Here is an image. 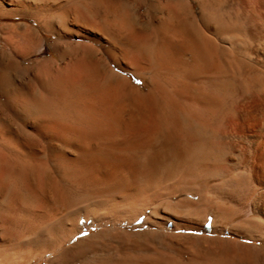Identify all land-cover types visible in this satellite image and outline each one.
<instances>
[{
	"label": "bare ground",
	"instance_id": "bare-ground-1",
	"mask_svg": "<svg viewBox=\"0 0 264 264\" xmlns=\"http://www.w3.org/2000/svg\"><path fill=\"white\" fill-rule=\"evenodd\" d=\"M91 1L95 17L103 13L100 22L87 23L85 11L71 6L58 16L63 34L77 38L83 49L102 50L142 86L117 76L111 89L109 85L101 91L104 80L86 61L87 55L66 62L55 52L52 60L18 71L50 74L73 89L72 97L52 93V105H41L3 90L6 103L36 116L31 121L34 130L42 129L41 137L50 141L64 164L61 180L102 186L91 190L85 207L74 210L60 203V197L71 196V189L54 186L57 198L50 201L56 212L41 229L45 231L31 239L38 246L25 261L59 251L80 255L78 247H63L82 232V218H144L155 230L170 228V238L152 244L144 235L138 241L125 236L118 247L102 249L106 258L100 264H264V0H160L162 16L149 33L131 16L119 17L113 0ZM63 6L0 0V15L23 14L45 24L42 13ZM17 32L27 42L23 56H36L35 35L27 29ZM9 45L13 63L21 49ZM79 86H88L90 96L97 94L83 102L82 93L74 89ZM12 136H0L7 144L0 151V198L8 176L23 187L35 178L31 166L16 169L11 163L37 160L34 145L19 146ZM60 145L84 154L68 157L69 151L58 152ZM39 172L43 190L52 191L47 174ZM62 224L68 236L51 239L50 230ZM182 231L202 232L213 243L186 242L180 238ZM225 233L236 239L225 240Z\"/></svg>",
	"mask_w": 264,
	"mask_h": 264
},
{
	"label": "rangeland",
	"instance_id": "rangeland-1",
	"mask_svg": "<svg viewBox=\"0 0 264 264\" xmlns=\"http://www.w3.org/2000/svg\"><path fill=\"white\" fill-rule=\"evenodd\" d=\"M44 1H48L49 3L53 4L61 3V6H65L57 9L59 10H56L57 12H47V10L44 11L42 16L46 21H44L45 24L40 23L37 19L23 14H17L14 16L0 15V76H2L5 80L4 86L2 87L0 85V136H2V134H6L7 136L13 135L11 138L14 143H18L19 146H28L30 144L34 145V148L37 151L36 152L33 150V152L37 153H34L37 160L34 159L32 162L30 161V165L27 163L28 161L26 163L24 161L17 163L11 162L13 163L12 167L16 169L24 168L27 170L31 169L29 168V166H31L34 171L35 178H33L32 183L25 185L24 187L18 184L12 175L8 176L6 179L7 189L3 194L4 198L3 196L0 198V264H50V261H53L52 263L54 264H100V259L106 258L102 249L109 248V246L114 248L118 247L119 240L123 239L125 236L138 241V239H141L144 235V237L149 238L151 243L154 244L159 242L160 239H169L171 230L170 228H166L165 230H155L151 225L144 224V218H140L135 222H114L112 220L94 222V219L92 220V218L89 220L82 218L80 221V226L83 227L82 232L77 234L72 240L69 241V243L66 244V246L63 247L64 250L70 251H75L76 247H78V249L82 250L80 255L75 256V252L63 254L62 251H59L49 258H45L43 260L39 258H33L26 262V257L31 256L38 246V243L35 244L33 241L31 242V239L37 236L40 232L42 233L45 231L41 229L46 227V223L48 224L49 219H52L56 212L52 203L53 200L55 201V198H57V193L54 191V186L58 187V185H61V188L69 187V189H71V196H65L63 198L59 196L61 199L60 203L70 210L81 208L83 205L85 207V198H87L91 190L99 191L102 186L98 183L97 184L99 186H90L86 184L83 186L77 183H74L77 185H71L70 183L65 182V180H61V177L63 178L62 173L64 164L61 162V158L56 157L54 149L50 147V141L41 137L40 134L42 129L37 128L36 131L34 130L35 128L34 125L31 124V121L35 120L36 116L27 115L22 108L17 107L14 105V103H6V98L3 96V90L6 93L8 92L14 94V96L17 98L20 97V99H22V97H27L31 103L33 101L34 103L41 105L44 103L52 105L50 102L51 99H49L48 96L51 95L54 97L55 93H61L66 98L72 97L73 89L65 86L61 80L50 74L48 76L45 72L31 73L30 75H23L22 73H19V71L22 69L34 68L35 62L52 60L54 57H56L57 53L55 52L60 53L66 62L68 59L75 57L79 58L81 56L87 55L86 58L88 59H86V61H90L89 63L93 65V69H96L97 74L101 76V79L104 80L102 82L103 84L101 87H103V89H101V91L106 87L107 88L105 90H109L108 87L110 86L111 89L114 82L112 79L117 78V76L127 78L129 83L134 86H142V83L137 77H135V75H133V73L123 71L114 66L102 50L97 48L83 49L77 45V38H72V36H66L63 34V29L60 25L62 24V19H58V16L71 9V6L78 9L80 6V10L85 11L86 17L84 20H86L87 23L96 24L100 22L103 13L100 12V15L95 17L94 13L96 6L93 5L91 0ZM112 3L116 5L119 17L131 16L132 21H134L138 28L145 33H149L155 20H157L159 17L161 18L162 16L161 11L159 10L161 6L160 0H113ZM44 4L48 5V3ZM4 11L6 12L7 10ZM53 13L57 16L55 17L54 15L52 17L51 15ZM5 27L11 28V31L9 32ZM69 28H71V26H69ZM22 29H27L31 34L35 35V40L38 42L36 56L32 58H26L23 56V53L27 51V42L25 38H23V36L17 32L18 30L20 31ZM10 42L16 43L18 45V49H21V52L17 51L18 55H15V57L12 59L13 63L10 61V57L12 56L11 51H13L9 45ZM130 58L131 55H128V59ZM61 66L64 65H62L60 62V68H62ZM103 71L104 73L102 74ZM137 80L140 81V83H136L135 81ZM88 86L89 88L91 87L90 85ZM88 86H79L78 88H74L78 90L79 96L80 93H82V96H80L79 99L83 102L90 101L89 99L93 98L95 96L94 94H97L94 92H92L94 94L91 93V96L90 94H87V90L85 89H87ZM90 89H92V87ZM52 93L54 94L52 95ZM2 143L3 145H0V151L6 149L5 147L7 144L0 140V144ZM62 151H69L71 156L69 155L68 157L71 158L80 157L82 154H84L83 152H79L74 146L69 148L60 145L58 152L62 153ZM41 171L47 174L49 183L51 184L50 188H53V192H49V190L47 191L46 189L43 190L45 182H43V179H41L42 174H38V172L43 173ZM42 184H44L43 187ZM28 186L30 187L29 189ZM38 193L42 194L39 195ZM43 198L45 200L49 199L48 204L47 200L45 201ZM81 199L85 201L81 202ZM79 202H81V204ZM56 215H58V212ZM68 234L69 231L64 230V224H62V228L59 226L57 229L53 228V230H50V238L53 240H61V238L67 237ZM179 235L182 236L180 237L182 240L186 242L192 241V243L195 245H206L208 243H213L210 242L211 236H204L202 232L182 231L179 233ZM222 236L228 241H234L236 239L227 233L223 234ZM242 241L243 243H247V241ZM78 244L80 245L78 246ZM83 250H87L86 254ZM88 251L90 253H88ZM23 253L27 254L28 256H22ZM92 257H96L98 262L94 263Z\"/></svg>",
	"mask_w": 264,
	"mask_h": 264
},
{
	"label": "snow or ice",
	"instance_id": "snow-or-ice-1",
	"mask_svg": "<svg viewBox=\"0 0 264 264\" xmlns=\"http://www.w3.org/2000/svg\"><path fill=\"white\" fill-rule=\"evenodd\" d=\"M135 82H136V83H140V81H138V80H137V81H135Z\"/></svg>",
	"mask_w": 264,
	"mask_h": 264
}]
</instances>
